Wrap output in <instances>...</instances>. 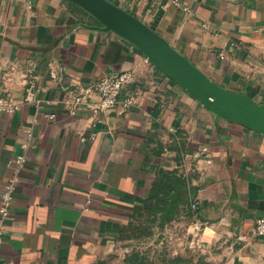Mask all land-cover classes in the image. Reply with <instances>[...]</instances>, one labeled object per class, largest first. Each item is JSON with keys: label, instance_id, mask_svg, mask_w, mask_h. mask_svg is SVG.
<instances>
[{"label": "crops", "instance_id": "1", "mask_svg": "<svg viewBox=\"0 0 264 264\" xmlns=\"http://www.w3.org/2000/svg\"><path fill=\"white\" fill-rule=\"evenodd\" d=\"M109 1L264 104V0H181L191 15L171 0ZM122 71L135 82L97 120L65 107ZM0 98L19 106L0 110V200L17 179L4 264H264V135L210 111L77 4L0 0ZM176 171L200 186L195 199L150 212L142 200Z\"/></svg>", "mask_w": 264, "mask_h": 264}, {"label": "water", "instance_id": "2", "mask_svg": "<svg viewBox=\"0 0 264 264\" xmlns=\"http://www.w3.org/2000/svg\"><path fill=\"white\" fill-rule=\"evenodd\" d=\"M70 1L95 17L105 30L113 31L129 40L210 111L264 135V104L256 102L247 93L230 91L208 78L160 34L109 0Z\"/></svg>", "mask_w": 264, "mask_h": 264}, {"label": "built area", "instance_id": "3", "mask_svg": "<svg viewBox=\"0 0 264 264\" xmlns=\"http://www.w3.org/2000/svg\"><path fill=\"white\" fill-rule=\"evenodd\" d=\"M171 2L181 7L188 15L192 14L191 8L181 0H171ZM146 62L150 60L146 57ZM135 82V74L133 71H122L119 73L104 75L95 86L81 88L69 100L65 102V107L68 111L75 115L81 109H89L91 116L97 120L99 115L109 109L114 108L120 101L119 97L122 90ZM134 102L133 97H128L124 100L126 105ZM19 106L9 103L3 98H0V110L8 113L15 112ZM49 119L55 117L54 114L47 115ZM31 136L32 132L28 131ZM25 147V145H23ZM26 158L23 154L17 155L10 161V164H15L18 168L24 166ZM16 178L10 179L2 186L1 200H0V250L5 243V229L8 220L12 216V206L14 200V191L16 188ZM199 202L195 200L192 203V209L197 210ZM255 229L258 234L264 235V217L258 218L255 221ZM0 264H4L0 261Z\"/></svg>", "mask_w": 264, "mask_h": 264}, {"label": "trees", "instance_id": "4", "mask_svg": "<svg viewBox=\"0 0 264 264\" xmlns=\"http://www.w3.org/2000/svg\"><path fill=\"white\" fill-rule=\"evenodd\" d=\"M186 179H182L178 176V172H162L160 178H158L154 188L151 191L148 200H142L146 208L154 213H161L162 216H168L177 209L180 203H189L190 196L195 199L197 195L199 185L189 186V182ZM167 182L175 184V190L162 189L159 186H163ZM186 190L184 191V188ZM163 195V196H162ZM162 196V197H161ZM194 211V210H193ZM132 225V224H130Z\"/></svg>", "mask_w": 264, "mask_h": 264}]
</instances>
